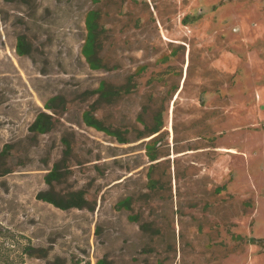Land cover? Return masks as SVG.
Instances as JSON below:
<instances>
[{
	"label": "rangeland",
	"instance_id": "1",
	"mask_svg": "<svg viewBox=\"0 0 264 264\" xmlns=\"http://www.w3.org/2000/svg\"><path fill=\"white\" fill-rule=\"evenodd\" d=\"M6 146L0 264H264V0H0Z\"/></svg>",
	"mask_w": 264,
	"mask_h": 264
},
{
	"label": "trees",
	"instance_id": "2",
	"mask_svg": "<svg viewBox=\"0 0 264 264\" xmlns=\"http://www.w3.org/2000/svg\"><path fill=\"white\" fill-rule=\"evenodd\" d=\"M93 20L91 23V27H90V39L93 43V47L94 50L91 54H89L88 59L90 61L91 64L94 63V65H101V63L99 62L98 58H95L96 55V49H95V41H96V35H97V23H96V18H97V14L95 12H93ZM25 44V40L23 37L20 38V42L18 44L20 51H24L23 47ZM106 84L104 83L102 85V87L100 88V93H101V97L102 98H106L109 99L112 97V93L113 91L109 88H106ZM58 98H60L59 96H53L51 97L47 103H46V107L47 109L52 110L53 112H56V101L58 100ZM84 120L86 121L87 124L99 129V130H105L113 135H115L117 137V139L122 142L125 143L128 140L123 137L119 132L117 131H112L111 129H109L108 127H105L101 121H99L97 118H95L94 115H92L91 113H85L84 115ZM54 126V116L53 114L42 110L35 118V120L33 121V123L30 125V130L34 133H46L48 131H50ZM163 126V120L161 117V114H159L157 116V121L155 126L152 128V130L149 132L150 134H156L158 133L161 128ZM146 134L145 131H143L141 133L140 138H142V136ZM8 152V146H6L4 148V150L2 151V154L0 155V158L3 157L4 155H6ZM11 169H4V170H0V175L6 174L8 172H10ZM62 176V172H61V166L60 163L57 162L55 163L54 167L45 175V180L49 185H53V181L55 180H59ZM37 198L50 202L52 204H54L55 206L62 208V209H70V208H89V209H93L94 207L91 205L90 200L86 197L85 192L81 189L79 190H74L71 191L69 193H67L64 196H55L53 191L51 189H43L40 190L37 193ZM131 201L132 198L129 197L127 199H125L124 201H122V203L127 206L130 207L131 205ZM142 227V225H141ZM252 241H254V238L251 239ZM40 249L31 245V244H27L24 247V253L31 255V256H35V255H39ZM22 261H20L17 264H21ZM103 264V261H98L97 264ZM59 264V263H58Z\"/></svg>",
	"mask_w": 264,
	"mask_h": 264
}]
</instances>
